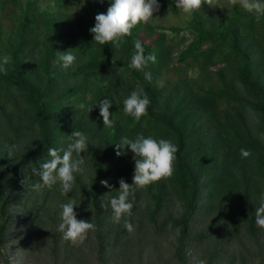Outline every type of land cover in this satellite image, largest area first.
I'll list each match as a JSON object with an SVG mask.
<instances>
[{
	"label": "trees",
	"instance_id": "1",
	"mask_svg": "<svg viewBox=\"0 0 264 264\" xmlns=\"http://www.w3.org/2000/svg\"><path fill=\"white\" fill-rule=\"evenodd\" d=\"M111 2L0 0V60L12 57L7 75L0 73V264H13L12 248L32 260L37 233L50 264H115L144 226L156 235L175 231V264H221L225 254L233 264L238 249L229 253L228 247L238 235V245L248 244L264 264V230L255 223L264 194V17L257 22L237 5L224 14L200 9L187 28L141 23L116 50L96 44L90 32ZM158 3L163 15L178 13L174 0ZM6 20L12 21L9 28ZM134 39L156 56L146 69L151 82L128 67ZM175 40L187 45L176 52ZM66 51L76 56L67 69L57 54ZM167 71L176 79L164 77ZM137 82L151 101L139 121L123 111ZM103 99L112 101L111 128L99 114ZM75 130L88 137L86 174L76 176L67 196L58 184L34 189L39 178L32 169L48 159L49 148L65 149ZM138 134L176 144L175 170L137 190L132 215L116 224L109 201L118 195L121 178L132 183L135 161L130 149L117 156L115 145ZM12 145L9 159L6 146ZM241 148L251 155L243 158ZM69 199L78 204L77 219L96 225L86 239L88 253L87 245H71L58 230L61 204ZM125 219L133 232L125 229ZM200 246L206 248L202 255Z\"/></svg>",
	"mask_w": 264,
	"mask_h": 264
},
{
	"label": "clouds",
	"instance_id": "2",
	"mask_svg": "<svg viewBox=\"0 0 264 264\" xmlns=\"http://www.w3.org/2000/svg\"><path fill=\"white\" fill-rule=\"evenodd\" d=\"M207 2L211 5V0H174L177 9L184 14L191 15L202 8V4ZM231 5L237 3L248 13L254 14L257 22L264 17V0H230ZM160 9L158 0H112L107 13H99L95 16V25L90 29L94 42L98 45L110 44L112 48L120 50L126 43V38L133 35V29L141 23H147L155 12ZM133 52L131 55L129 68L142 72L144 80L151 82V73L146 71L150 63L156 62L155 54H146L143 43L140 39L132 41ZM62 67L69 68L76 60V56L70 51L57 52ZM10 55L3 56L0 60V73L7 75L5 67L11 63ZM112 63L116 60L113 57ZM150 99L142 85L137 82V87L123 101V111L125 115L131 116L139 121L148 114ZM112 101L103 99L99 102V114L103 118L104 127H113L111 119L112 113L109 109ZM80 109H84L83 103L79 104ZM91 108H88L90 112ZM69 143L65 149L49 148L48 159L39 165V170L33 168L35 176L39 182L33 185L34 189H52L59 185L62 196H67L73 191L76 176H84L87 172L86 160L82 153H86L89 147L88 137L82 131H73L68 136ZM116 155L124 154V149H130L134 154L135 169L132 183L125 182L123 178L119 180L118 195L109 201L112 210L113 223L119 224L124 217L132 215L135 203V193L144 189L153 182L167 179L174 174V162L179 148L176 144L166 139H155L152 136L145 137L138 134L134 139L127 136L122 137L115 145ZM7 157L13 159L15 155V145L6 146ZM62 152V154H61ZM241 156L247 158L251 155L249 150L241 148ZM105 187H111L107 180L100 182ZM131 197V200H130ZM75 199H69L61 204V223L58 230L63 234L65 241L73 244L83 243L90 232L96 230V225L84 219H77L74 207L77 206ZM107 207L108 205H102ZM255 223L257 227L264 230V194L261 195L259 206L255 207ZM124 227L128 232H133L134 227L124 220ZM196 264H207L206 260L198 259Z\"/></svg>",
	"mask_w": 264,
	"mask_h": 264
},
{
	"label": "rangeland",
	"instance_id": "3",
	"mask_svg": "<svg viewBox=\"0 0 264 264\" xmlns=\"http://www.w3.org/2000/svg\"><path fill=\"white\" fill-rule=\"evenodd\" d=\"M240 9L244 10L239 6V4H236ZM233 5H231L230 0H211V5H209L207 2H204L202 4V10H205L207 12L211 11H218L219 13H229L233 10ZM90 17V16H88ZM191 15L184 14L181 10L178 9V13H174L173 11H168L166 14H162L160 10L158 12H155L153 14V17L148 21L153 26H160L165 29H169L170 27H180V28H187L190 22ZM90 20V19H89ZM12 21L6 20L4 21V25L6 28L11 24ZM169 35H172L171 33H168ZM186 40L189 41L191 39L190 35L188 33H184ZM177 39V38H176ZM177 47L176 52H178L179 48H184L186 44H178V42L175 40V44ZM177 55V54H174ZM191 74L193 73L190 72ZM195 74V72H194ZM164 77H167L170 80H175L176 79V74H174L172 71H167L164 73ZM140 234L138 235L137 240L134 239V242L132 241L127 247L124 248V251L120 258L117 259L115 264H175L172 261L171 255L173 252L172 245L174 244L175 241V231L171 230L170 228L165 230L163 233L156 235L153 234L152 229L149 228V226H144L140 230ZM238 239L235 238V241L230 243V246L228 247V252L231 253L233 248H237V254L236 257L233 259V264H242V261L244 260L243 264H258V260L254 258L255 256L253 253L252 248L246 244L247 246L245 247H240L238 245V240H241L240 235H238ZM40 234L37 233V236L33 240V244L37 248L35 252H33L32 255V260L28 261L26 260L25 256L28 254H21L17 253L16 248H12L10 251L11 257L13 264H50L47 259L43 260L44 256V250L41 245L42 242L39 240ZM211 240V237L210 239ZM41 242V243H40ZM71 243V242H70ZM237 244V246H236ZM71 245H74L76 247L82 246L85 247L86 245V250L88 247H92L91 243L85 240L82 244L77 243ZM224 252L226 248L220 249ZM206 251L205 246H200L198 248L197 252L199 254H204ZM88 253V250H87ZM194 250L191 251V255L194 256ZM241 253V254H240ZM230 255L227 256V254L223 255L222 259L223 261L221 264H231L229 262ZM241 256L243 257V260L241 261ZM216 260V259H214ZM73 262V261H72ZM52 264V263H51ZM70 264H97L95 262H90V261H82V262H75V263H70Z\"/></svg>",
	"mask_w": 264,
	"mask_h": 264
}]
</instances>
